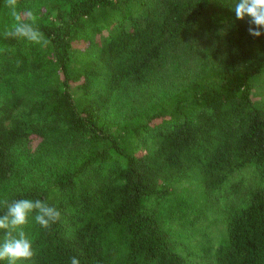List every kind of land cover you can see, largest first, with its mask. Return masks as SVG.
Masks as SVG:
<instances>
[{"label":"trees","instance_id":"trees-1","mask_svg":"<svg viewBox=\"0 0 264 264\" xmlns=\"http://www.w3.org/2000/svg\"><path fill=\"white\" fill-rule=\"evenodd\" d=\"M236 2L0 0V201L60 212L16 264H264V35Z\"/></svg>","mask_w":264,"mask_h":264},{"label":"clouds","instance_id":"clouds-1","mask_svg":"<svg viewBox=\"0 0 264 264\" xmlns=\"http://www.w3.org/2000/svg\"><path fill=\"white\" fill-rule=\"evenodd\" d=\"M7 5L15 9L18 0H6ZM237 20L246 21L247 32L254 38L264 35V0H237L232 9ZM29 18L35 21L31 13ZM19 20L20 17L16 16ZM27 39L47 44L42 34L29 24H19L12 33ZM0 207L5 211L0 215V231L3 232V242L0 243V260H7L8 264H16L18 260H31L36 255L33 242L29 239L23 227L29 223L33 213L34 220L41 228L49 229L60 218V212L40 199H18L11 202L0 201ZM71 264H81L79 258L71 257Z\"/></svg>","mask_w":264,"mask_h":264}]
</instances>
